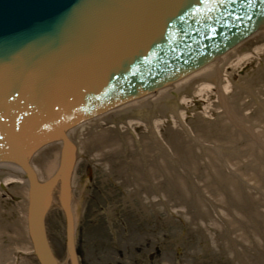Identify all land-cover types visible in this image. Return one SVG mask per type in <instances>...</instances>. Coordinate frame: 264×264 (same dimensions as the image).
I'll return each instance as SVG.
<instances>
[{
  "label": "water",
  "instance_id": "95a60500",
  "mask_svg": "<svg viewBox=\"0 0 264 264\" xmlns=\"http://www.w3.org/2000/svg\"><path fill=\"white\" fill-rule=\"evenodd\" d=\"M262 22L264 0H0V162L28 177L40 264H56L45 218L62 171L67 248L79 264L65 131L211 63ZM55 140L63 152L43 185L28 158Z\"/></svg>",
  "mask_w": 264,
  "mask_h": 264
},
{
  "label": "bare ground",
  "instance_id": "6f19581e",
  "mask_svg": "<svg viewBox=\"0 0 264 264\" xmlns=\"http://www.w3.org/2000/svg\"><path fill=\"white\" fill-rule=\"evenodd\" d=\"M244 72V76L240 75ZM245 93L251 95L264 113L261 101L264 22L211 63L67 129L65 134L74 145L75 153L69 183L74 231L81 219L85 189L83 182L75 181V173L79 157L85 155L101 164L111 179L121 182L122 188L129 189V198L139 199L141 208H144L143 200L148 198L170 214L187 213L185 198H193L191 201H200L192 205V213L199 217L202 210L207 211L208 201L218 208L224 223L220 222L216 228L203 219L198 220L196 227L203 238L216 240L213 236L220 229L223 233L218 238L224 241L220 248L231 249L239 264H264V232L258 235L264 227L254 223L250 231L249 225L240 221L243 216L237 211L233 214L225 204L230 192L233 198L229 206L240 209L249 206L242 201L239 185L250 194L254 191V199L260 198L261 202L250 205L248 210L258 209L261 203L264 206V116L259 112L247 116L239 110L238 96ZM255 145L260 158L254 154ZM60 152H63L60 143L55 140L28 158L39 183L51 182ZM259 162L263 167L258 166ZM64 174L65 171L59 173L57 185L51 186L47 213L60 208L66 221ZM29 191V180L23 169L11 162H0V264H29L23 257L18 259L15 253L28 251L33 255L28 228ZM76 191H79L78 197L74 194ZM3 192L9 193L4 194L6 199L2 197ZM251 216H254L252 211ZM239 226L250 233V238L241 237L243 242L236 237L242 231L238 230ZM235 227L237 232L233 233L231 228ZM208 240L204 241L205 245L211 242ZM67 252L69 263L66 264H71ZM54 259L60 264L55 255Z\"/></svg>",
  "mask_w": 264,
  "mask_h": 264
},
{
  "label": "rangeland",
  "instance_id": "374dc122",
  "mask_svg": "<svg viewBox=\"0 0 264 264\" xmlns=\"http://www.w3.org/2000/svg\"><path fill=\"white\" fill-rule=\"evenodd\" d=\"M245 73L240 75L244 76ZM261 101L264 102V96L261 97ZM236 106L247 116H251L255 112L264 116L249 94L238 96V105ZM254 154L260 158L256 145ZM261 164L263 163L259 162L258 166L263 167ZM222 172H225L223 168ZM110 177H112L111 174L91 157L85 155L79 157L75 181L85 184L82 215L75 231L80 264H239L231 249L220 248L224 242L218 238L223 233L220 229L213 236L216 240L209 239L210 242L203 238L196 227V222L198 220L202 222V219L215 225L216 228L220 222L224 223V219L219 217L218 208L215 209L208 201L206 202L207 211L202 210L199 217L196 216L197 213H192V205L200 203V201L198 199L191 201L193 198H185L187 213L170 214L165 211L167 209L154 203L155 201H149L148 198L143 200L144 208H141L139 199L129 198L130 190L122 188L120 181ZM164 184L166 183H163V186H165ZM158 186L156 184V187ZM237 187L244 203L247 202L249 206L253 207L256 202L260 201L259 197L254 199V191L250 194L246 188L239 185ZM4 194L9 195V193L3 192L2 197L6 199L7 196ZM74 194L78 197L79 191ZM178 196V198L182 197ZM231 198L233 197L230 192L227 193L226 208L233 214L234 211L239 212L243 216L240 221L244 220L245 225H249L247 229L252 231L254 223L264 227V206L262 203L258 209L248 210L249 206H247L244 209L242 207V210L236 206L228 205ZM13 201L16 204V200ZM166 204L168 203L166 202ZM251 211L254 216H251ZM45 225L49 244L58 262L60 264L69 263L66 246V221L63 211L60 208L51 209L47 213ZM231 225L229 224V226ZM236 228H231L233 233L237 232ZM245 229L240 226L238 228L239 231H242L236 237L241 242H243L242 236L247 239L250 234ZM210 232L214 234V231ZM260 232H264V229L259 230L258 235ZM6 239L8 240V238ZM205 240L209 241L208 245H205ZM216 242L220 245L217 246ZM15 256L18 259L19 257L25 258L29 264H38L35 257L28 251L16 252Z\"/></svg>",
  "mask_w": 264,
  "mask_h": 264
}]
</instances>
